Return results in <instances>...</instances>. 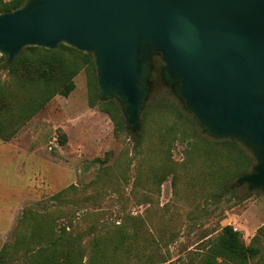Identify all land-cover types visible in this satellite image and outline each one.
<instances>
[{
    "label": "rangeland",
    "instance_id": "374dc122",
    "mask_svg": "<svg viewBox=\"0 0 264 264\" xmlns=\"http://www.w3.org/2000/svg\"><path fill=\"white\" fill-rule=\"evenodd\" d=\"M1 57L6 58L0 55V88L7 92L2 100L21 103L34 97L36 87L25 80L23 68L4 69ZM152 64L144 106L148 110L138 132L125 120V129H115L97 101L109 99H100L97 92L98 98L90 100L81 69L67 96L55 94L42 101L0 138V248L16 235L29 234L30 223L72 219L84 238L88 235L82 229L90 222L113 229L124 224L131 254L139 242L141 251L153 250L164 264H189L199 254L198 240L228 224L245 244L258 247L249 264H264V190L236 185L238 174L225 181L229 190L219 189L216 197L209 194V169L191 159L193 139L180 140L177 116L182 103L161 81L158 55ZM110 99L121 111L119 102ZM15 115L12 109L4 117ZM185 126L192 134L204 133L198 125ZM168 127L174 128V140L165 133ZM130 132L143 134L140 145H134ZM236 153L245 161L244 173L249 172L255 164L251 151L240 143L232 149ZM71 184L76 186L73 198L50 199Z\"/></svg>",
    "mask_w": 264,
    "mask_h": 264
},
{
    "label": "water",
    "instance_id": "95a60500",
    "mask_svg": "<svg viewBox=\"0 0 264 264\" xmlns=\"http://www.w3.org/2000/svg\"><path fill=\"white\" fill-rule=\"evenodd\" d=\"M92 55L100 99L141 129L152 59L161 81L213 138L255 158L235 184L264 190V0H24L0 12V55L58 44Z\"/></svg>",
    "mask_w": 264,
    "mask_h": 264
},
{
    "label": "trees",
    "instance_id": "16d2710c",
    "mask_svg": "<svg viewBox=\"0 0 264 264\" xmlns=\"http://www.w3.org/2000/svg\"><path fill=\"white\" fill-rule=\"evenodd\" d=\"M23 1L0 0V12L13 10ZM27 52L32 56L25 55ZM1 60L2 68L9 71L21 66L25 80L35 85L37 92L34 97L24 102L20 103L12 99L9 103H5L2 97L7 92L0 88V138H4L26 112L32 111L42 101L48 100L55 94L67 96L75 86L74 76L81 69H84L87 75L90 100L98 98L96 70L90 53L60 43L54 49L25 47L9 64L6 58L1 57ZM97 101L100 109L113 121L115 129L126 128L120 108L114 99ZM12 109H16L17 117L5 118L4 114ZM147 110L148 105L142 112V123L145 122ZM177 120L180 135H183L180 140L193 139L191 159L194 158L197 164L198 162L205 164L209 169L206 174L210 182L209 194L216 197L219 196V189L229 190L225 181L244 173L245 161L238 153L232 155V149L239 148L240 143L228 138H213L201 132L192 134L185 125L190 124L197 128V124L182 106ZM173 131L174 128L168 127L165 133L171 136L173 134L174 140ZM130 135L134 139L135 146L141 144L143 138L141 132L137 134L130 132ZM75 193L76 186L71 184L50 196V199L59 202L65 198H73ZM31 224L33 228L29 234L16 235L12 241L1 246L0 264H164L166 262L160 260L158 253L153 250L141 251L139 242H134L137 246L135 252L131 254L129 252L131 240L124 224H118L113 229L104 224L90 222L82 229V233L88 235L87 238L81 235L72 219L59 224L53 219L46 225L37 222ZM146 242L148 245L153 244L149 239ZM198 242L199 254L197 257H191L189 264H249L250 259L259 252L257 246L245 244L241 233L228 224L223 225L215 233L202 236Z\"/></svg>",
    "mask_w": 264,
    "mask_h": 264
}]
</instances>
